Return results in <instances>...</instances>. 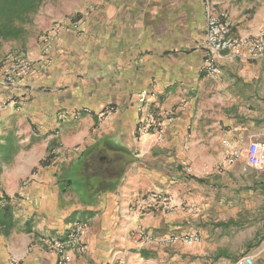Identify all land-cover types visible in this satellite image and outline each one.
Here are the masks:
<instances>
[{
  "label": "crops",
  "instance_id": "0c3cea01",
  "mask_svg": "<svg viewBox=\"0 0 264 264\" xmlns=\"http://www.w3.org/2000/svg\"><path fill=\"white\" fill-rule=\"evenodd\" d=\"M208 9L226 10L236 36L264 28V0L45 6L44 29L76 15L82 28L63 30L26 83L0 84V196L15 221L0 230V264H59L51 243L76 222L68 264H264V168L246 161L250 142L264 144V59L225 52L206 72ZM28 51L38 62L41 40ZM158 120L160 132L137 131ZM154 192L171 208L145 206ZM141 232L201 241L146 246Z\"/></svg>",
  "mask_w": 264,
  "mask_h": 264
},
{
  "label": "built area",
  "instance_id": "2783aa9c",
  "mask_svg": "<svg viewBox=\"0 0 264 264\" xmlns=\"http://www.w3.org/2000/svg\"><path fill=\"white\" fill-rule=\"evenodd\" d=\"M233 20L226 10L213 12L208 9L205 30V58L203 67L206 72L217 75L220 72L218 66L219 58L225 52L236 50H245L247 54L253 58L264 59V28L255 35L236 36L232 33ZM72 28L74 31H80L82 28V19L73 16L67 22L61 20L55 22L41 36L42 58L36 62L32 60L24 52L9 54L0 62V84L7 86H18L26 83V80L35 76L38 72L46 68L51 61V51L53 43L60 37L63 30ZM148 92L143 91L140 96V102L144 103L147 99ZM162 121H152L150 124H137V131L141 134L149 133L151 130L155 132L161 131ZM233 156L237 158L239 151L235 150ZM247 164L257 169L264 168V144L258 140L250 142L246 153ZM28 180H24L19 188V197L29 200L26 191ZM145 200L144 205L152 207H162L164 209L171 208V199L161 193H150L142 198ZM84 224L76 222L71 228L65 240H53L52 249L57 252L59 264H68L71 261L68 255V248L81 244L82 232ZM140 242L144 245H163L183 242L184 244H193L201 241V236L196 233H188L182 235L154 236L152 234L141 232L139 236ZM264 247V238L262 240ZM237 264H256L255 257L245 255L238 260Z\"/></svg>",
  "mask_w": 264,
  "mask_h": 264
},
{
  "label": "trees",
  "instance_id": "16d2710c",
  "mask_svg": "<svg viewBox=\"0 0 264 264\" xmlns=\"http://www.w3.org/2000/svg\"><path fill=\"white\" fill-rule=\"evenodd\" d=\"M43 1L0 0V46L7 41L25 38V26L32 22L33 15L38 12ZM49 147L54 146L50 144ZM7 199L5 195L0 196V230L4 233H9L15 224L13 208L5 202Z\"/></svg>",
  "mask_w": 264,
  "mask_h": 264
},
{
  "label": "rangeland",
  "instance_id": "374dc122",
  "mask_svg": "<svg viewBox=\"0 0 264 264\" xmlns=\"http://www.w3.org/2000/svg\"><path fill=\"white\" fill-rule=\"evenodd\" d=\"M54 1H56V0H44L43 1V4L41 5L40 9L42 7L43 8L41 10L39 9L38 12L33 15V20L31 23L26 24L25 27L27 29V33H26V36L24 39L7 41V42H4L0 46V62L4 58H6L9 54L24 52L27 55H30L28 48H30V47L34 46V44L38 43V40H40L42 34L47 30V29H44V27H43V24L41 21L43 19V16H41L40 13L42 10L45 11L46 5L49 6V4L54 3ZM55 22H59V21H54L52 23V25ZM54 152H55L54 150H51L50 155L53 156L55 154Z\"/></svg>",
  "mask_w": 264,
  "mask_h": 264
}]
</instances>
